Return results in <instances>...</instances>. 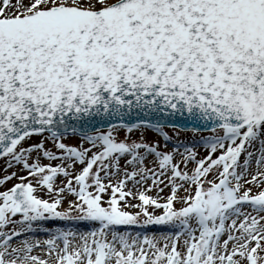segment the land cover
<instances>
[{
	"label": "snow or ice",
	"instance_id": "snow-or-ice-1",
	"mask_svg": "<svg viewBox=\"0 0 264 264\" xmlns=\"http://www.w3.org/2000/svg\"><path fill=\"white\" fill-rule=\"evenodd\" d=\"M0 264H264V0H0Z\"/></svg>",
	"mask_w": 264,
	"mask_h": 264
},
{
	"label": "rangeland",
	"instance_id": "rangeland-1",
	"mask_svg": "<svg viewBox=\"0 0 264 264\" xmlns=\"http://www.w3.org/2000/svg\"><path fill=\"white\" fill-rule=\"evenodd\" d=\"M70 142V141H69Z\"/></svg>",
	"mask_w": 264,
	"mask_h": 264
}]
</instances>
